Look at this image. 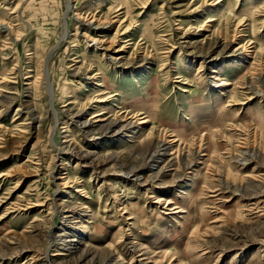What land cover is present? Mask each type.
<instances>
[{
  "label": "rangeland",
  "instance_id": "obj_1",
  "mask_svg": "<svg viewBox=\"0 0 264 264\" xmlns=\"http://www.w3.org/2000/svg\"><path fill=\"white\" fill-rule=\"evenodd\" d=\"M0 264H264V0H0Z\"/></svg>",
  "mask_w": 264,
  "mask_h": 264
},
{
  "label": "bare ground",
  "instance_id": "obj_2",
  "mask_svg": "<svg viewBox=\"0 0 264 264\" xmlns=\"http://www.w3.org/2000/svg\"><path fill=\"white\" fill-rule=\"evenodd\" d=\"M67 1H69V0H67Z\"/></svg>",
  "mask_w": 264,
  "mask_h": 264
}]
</instances>
